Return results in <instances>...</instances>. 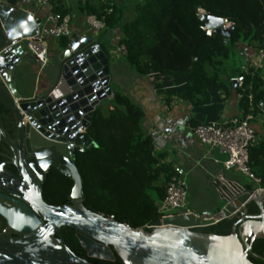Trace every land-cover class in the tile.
<instances>
[{
    "label": "water",
    "instance_id": "1",
    "mask_svg": "<svg viewBox=\"0 0 264 264\" xmlns=\"http://www.w3.org/2000/svg\"><path fill=\"white\" fill-rule=\"evenodd\" d=\"M199 19L232 37L234 26L222 29L223 19L205 12ZM38 23L19 0H0V264H93L71 251L64 228L76 233L88 259L103 262H115L116 254L123 264H253L252 243L264 238V184L260 191L228 179L215 186L225 204L217 220L237 219L229 236L200 232L213 220L193 214L157 220L142 232L84 207L76 157L80 147H97L87 129L94 110L112 98L111 55L103 44L73 36L57 58L55 85L25 96L14 73ZM52 171L73 181L67 205L44 199ZM251 204L257 215L249 214Z\"/></svg>",
    "mask_w": 264,
    "mask_h": 264
},
{
    "label": "trees",
    "instance_id": "2",
    "mask_svg": "<svg viewBox=\"0 0 264 264\" xmlns=\"http://www.w3.org/2000/svg\"><path fill=\"white\" fill-rule=\"evenodd\" d=\"M83 1L82 12L104 19L107 28L120 23L117 0ZM50 4L53 13L69 14L63 0H50ZM110 8L113 12L109 14ZM200 11L232 22V37L226 39L217 33L207 37L200 29L204 26ZM69 44L67 38L59 40L62 48ZM239 44L258 49L264 45V0H141L134 7V18L123 27L121 42L127 61L140 76L156 72L184 80L187 99L196 107L210 102V85H224L220 76L228 74V61L242 60L235 52ZM245 88L246 93L253 94L255 104L262 101V81L258 75L247 77ZM241 102L247 109V100ZM144 118L140 105L120 92L115 93L109 102L94 110L87 129L97 147L85 148V153L76 157L83 181L84 207L107 218L113 216L116 222L134 230L156 222L157 204L166 197V187L158 182V172L150 160L154 140L142 127ZM249 157L251 171L264 184V140L249 149ZM72 187V180L52 171L45 184L44 199L50 205H67ZM49 190L54 199H47ZM258 213L256 205L251 204L249 214ZM236 222V218H223L200 232L229 236ZM62 235L71 251L90 263L123 264L116 254L113 263L88 259L73 230L64 228ZM248 259L253 264H264V238L252 243Z\"/></svg>",
    "mask_w": 264,
    "mask_h": 264
},
{
    "label": "crops",
    "instance_id": "3",
    "mask_svg": "<svg viewBox=\"0 0 264 264\" xmlns=\"http://www.w3.org/2000/svg\"><path fill=\"white\" fill-rule=\"evenodd\" d=\"M63 1L69 9L73 36L92 39L110 51L112 96L120 92L143 108L145 118L142 127L154 140L150 160L158 172V182L166 187L175 178L174 168H182L187 174L188 187L191 179L201 181L204 185L201 197L208 201L202 206L191 203L188 189V210L197 214L211 212L217 217L214 209L220 211L225 204L218 199L215 186L225 179L243 183L237 179L240 174L223 167L224 158L218 152L198 143L192 130L194 125L225 122L244 115L245 108L239 99L237 85L230 82L231 78L240 75V71H234L228 66V74L220 76L224 85H210V102L196 107L187 99L184 80L166 78L156 72L147 77L140 76L129 64L126 56L116 53V49L122 46L123 27L134 18V7L141 0H117L115 6L120 12L121 21L116 27L103 31L94 30L87 25V15L81 10L83 0ZM19 2L22 9L30 12L35 19L45 21L50 13L49 7H37L34 0ZM47 46L49 64L46 67L39 66L36 59L26 51L21 64L15 70V84L19 92L27 94L25 96H32L34 92L36 95H43L56 83L57 58L64 48L60 47L59 41L52 38L47 39ZM257 49L239 44L235 47V52L242 57L244 66L252 63L257 65L256 75L262 81L260 103L264 104V61H258ZM255 129L259 143L264 140V127L255 124ZM249 182L252 183L250 180Z\"/></svg>",
    "mask_w": 264,
    "mask_h": 264
},
{
    "label": "built area",
    "instance_id": "4",
    "mask_svg": "<svg viewBox=\"0 0 264 264\" xmlns=\"http://www.w3.org/2000/svg\"><path fill=\"white\" fill-rule=\"evenodd\" d=\"M107 3L108 0H101ZM37 7H49L50 13L45 21L40 20L37 25L38 33L35 37L24 41V49L30 53L42 68L49 64V54L47 39L61 40L67 38L72 39L71 18L60 16L52 12L50 0H34ZM110 8L108 13H112ZM202 12V11H200ZM38 20V19H36ZM224 20L222 29H230L234 24L228 20ZM87 25L97 31H103L107 28L104 19H97L95 16L87 15ZM201 31L207 37H212L213 30L202 26ZM227 44V42H224ZM116 53L121 56H126L127 52L124 46H119ZM256 56L259 62L264 61V45L257 49ZM256 64L241 68L240 75L231 78L230 82L237 85L239 90V99L247 100L248 108L245 109L244 115L236 117L225 122H217L203 124L193 128L192 132L199 144L218 152L223 158V167L228 171H234L248 178L252 184L260 191L262 185L261 180L256 177L249 167L250 157L249 149L257 143V132L255 124H260L264 127V104H255L252 93H246L245 81L246 78H254L256 75ZM79 133V132H78ZM78 153L84 154L85 147H80ZM175 178L166 186L165 199L157 204L158 219L164 220L176 216L193 214L197 218L205 221H212V226L216 225L220 220H217L211 212H202L200 214L188 210V183L187 174L180 168H174ZM114 220V217H109ZM156 220V221H157ZM154 224L138 229V231L149 232L155 229Z\"/></svg>",
    "mask_w": 264,
    "mask_h": 264
},
{
    "label": "rangeland",
    "instance_id": "5",
    "mask_svg": "<svg viewBox=\"0 0 264 264\" xmlns=\"http://www.w3.org/2000/svg\"><path fill=\"white\" fill-rule=\"evenodd\" d=\"M38 65L41 66L39 63H38ZM227 65L231 69H233L234 71L238 70V72L241 71V68L244 66L243 61L239 60L238 58H232L231 60L228 61ZM237 179H239V181H241L243 184H248L249 183L248 178L246 179L242 175L237 176ZM189 185H190V187H188V189H189V201L191 203L192 202L197 203V204H199V206L207 204V202H208L207 199H204V197L202 198L201 194H200L201 191L203 190V187H204L202 182L199 181V180L197 181V180L191 179ZM51 187H52V185H51ZM46 196H47V199H50V200L54 199V197H55L53 195V193L50 192V190L47 191V195ZM56 198H62V197H58L57 196ZM217 211L218 210L214 209L213 212H214V214L219 216L220 215L219 213H220L221 210L218 211V212Z\"/></svg>",
    "mask_w": 264,
    "mask_h": 264
},
{
    "label": "flooded vegetation",
    "instance_id": "6",
    "mask_svg": "<svg viewBox=\"0 0 264 264\" xmlns=\"http://www.w3.org/2000/svg\"><path fill=\"white\" fill-rule=\"evenodd\" d=\"M48 180V179H47ZM70 197V196H69ZM69 203H70V198H69Z\"/></svg>",
    "mask_w": 264,
    "mask_h": 264
}]
</instances>
